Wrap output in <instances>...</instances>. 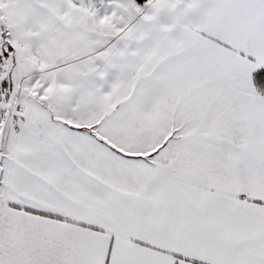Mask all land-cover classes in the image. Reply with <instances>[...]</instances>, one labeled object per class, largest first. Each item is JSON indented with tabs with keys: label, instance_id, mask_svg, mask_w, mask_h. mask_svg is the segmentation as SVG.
Returning a JSON list of instances; mask_svg holds the SVG:
<instances>
[{
	"label": "snow or ice",
	"instance_id": "6c2138e0",
	"mask_svg": "<svg viewBox=\"0 0 264 264\" xmlns=\"http://www.w3.org/2000/svg\"><path fill=\"white\" fill-rule=\"evenodd\" d=\"M0 264H264V0H0Z\"/></svg>",
	"mask_w": 264,
	"mask_h": 264
}]
</instances>
